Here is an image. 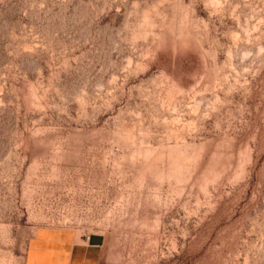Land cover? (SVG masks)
<instances>
[{
	"label": "rangeland",
	"instance_id": "1",
	"mask_svg": "<svg viewBox=\"0 0 264 264\" xmlns=\"http://www.w3.org/2000/svg\"><path fill=\"white\" fill-rule=\"evenodd\" d=\"M43 226L264 264V0H0V264Z\"/></svg>",
	"mask_w": 264,
	"mask_h": 264
},
{
	"label": "crops",
	"instance_id": "2",
	"mask_svg": "<svg viewBox=\"0 0 264 264\" xmlns=\"http://www.w3.org/2000/svg\"><path fill=\"white\" fill-rule=\"evenodd\" d=\"M96 238L83 237L71 229L40 227L29 240L25 264H100Z\"/></svg>",
	"mask_w": 264,
	"mask_h": 264
}]
</instances>
